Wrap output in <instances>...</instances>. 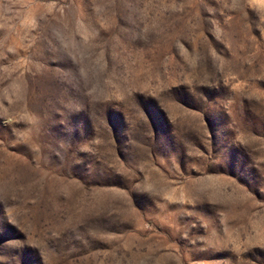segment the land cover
Returning <instances> with one entry per match:
<instances>
[{
    "label": "rangeland",
    "instance_id": "1",
    "mask_svg": "<svg viewBox=\"0 0 264 264\" xmlns=\"http://www.w3.org/2000/svg\"><path fill=\"white\" fill-rule=\"evenodd\" d=\"M0 264H264V0H0Z\"/></svg>",
    "mask_w": 264,
    "mask_h": 264
}]
</instances>
